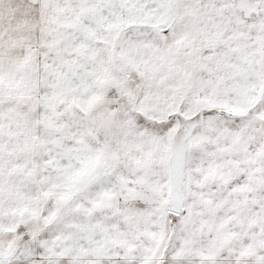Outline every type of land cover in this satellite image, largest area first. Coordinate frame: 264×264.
Instances as JSON below:
<instances>
[{
  "label": "snow or ice",
  "instance_id": "obj_1",
  "mask_svg": "<svg viewBox=\"0 0 264 264\" xmlns=\"http://www.w3.org/2000/svg\"><path fill=\"white\" fill-rule=\"evenodd\" d=\"M0 264H264V0H0Z\"/></svg>",
  "mask_w": 264,
  "mask_h": 264
}]
</instances>
